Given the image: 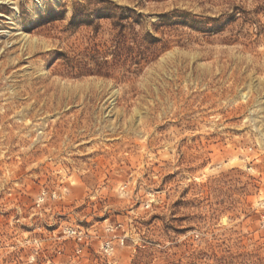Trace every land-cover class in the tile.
I'll list each match as a JSON object with an SVG mask.
<instances>
[{
  "label": "rangeland",
  "instance_id": "1",
  "mask_svg": "<svg viewBox=\"0 0 264 264\" xmlns=\"http://www.w3.org/2000/svg\"><path fill=\"white\" fill-rule=\"evenodd\" d=\"M99 1L0 0V264H264V0Z\"/></svg>",
  "mask_w": 264,
  "mask_h": 264
},
{
  "label": "trees",
  "instance_id": "2",
  "mask_svg": "<svg viewBox=\"0 0 264 264\" xmlns=\"http://www.w3.org/2000/svg\"><path fill=\"white\" fill-rule=\"evenodd\" d=\"M78 2H77V8H75L76 10H74L73 12V15H72V21H75L76 18H77V13L79 11H82L80 10L81 7L79 6L78 7ZM94 6H96L97 8L94 9V12H98L97 14L101 13V12H104V11H109V17L107 18H110V12H112L114 9H117V7H115L114 5H112L111 3L105 1V0H100L99 2H94L92 3ZM127 10V9H126ZM126 17H124V19L126 18H129L128 15H125Z\"/></svg>",
  "mask_w": 264,
  "mask_h": 264
}]
</instances>
